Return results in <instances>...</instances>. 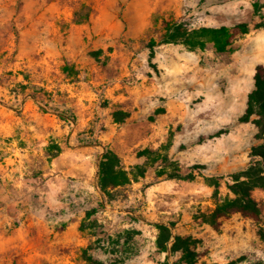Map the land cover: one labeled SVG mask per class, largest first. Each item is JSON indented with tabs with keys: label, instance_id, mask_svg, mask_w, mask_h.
<instances>
[{
	"label": "rangeland",
	"instance_id": "rangeland-1",
	"mask_svg": "<svg viewBox=\"0 0 264 264\" xmlns=\"http://www.w3.org/2000/svg\"><path fill=\"white\" fill-rule=\"evenodd\" d=\"M258 68L264 0H0V264H264Z\"/></svg>",
	"mask_w": 264,
	"mask_h": 264
},
{
	"label": "trees",
	"instance_id": "trees-1",
	"mask_svg": "<svg viewBox=\"0 0 264 264\" xmlns=\"http://www.w3.org/2000/svg\"><path fill=\"white\" fill-rule=\"evenodd\" d=\"M180 29L181 27L178 26L175 30H176V34L171 33L169 30L166 31V33L163 35L162 39L160 40V43H169V42H174L177 40V36H182V35H177L180 33ZM205 31H211L216 35V38L213 37L212 40L213 42L216 44L217 49L220 50H225V44L226 41H223V38H219L217 37L218 34L222 35L223 37H228L229 36V30L226 27H220L217 29H208L205 27H201L200 28V33L203 35L205 33ZM192 41H186L187 44H190L192 46H196L195 44L191 43ZM255 80H256V89L253 90L252 95L255 97V100L257 102V105L259 107L258 110V115L260 117V120L258 121L257 126L259 128L260 131V138L263 139V142L257 147L258 151L255 153L256 155L260 156L261 160L264 162V69L258 68L255 74ZM105 160H109L111 157H108L107 155L104 156ZM254 162H252L248 168L249 174H252L253 172L251 171V169L253 170L254 166L253 165ZM104 172L105 171H111L110 173L113 172L114 168L112 167V165L108 162V163H104V167L102 166ZM235 180L237 181L236 187L239 186L240 183L242 184H246L248 182H244V181H239V177L235 178ZM241 185V184H240ZM259 185V182L255 181L251 184V186H256ZM236 190V189H234ZM239 192V189L237 190ZM234 206H236L237 208L235 209V211L237 212H243V211H252L254 213H257V207H256V202L254 201V199L251 198L250 194L248 193V190H246L244 192V194L239 195L236 199H232L231 201H228L226 203V207L227 208H234ZM227 212L229 210H226ZM160 231H164L166 233V237L164 238L165 242L166 240H168L170 238L171 232L170 229L164 225V224H160L158 225ZM264 236V234H263ZM264 238V237H263ZM176 241L178 239V237L175 238Z\"/></svg>",
	"mask_w": 264,
	"mask_h": 264
},
{
	"label": "crops",
	"instance_id": "crops-1",
	"mask_svg": "<svg viewBox=\"0 0 264 264\" xmlns=\"http://www.w3.org/2000/svg\"><path fill=\"white\" fill-rule=\"evenodd\" d=\"M111 94V93H110ZM92 148V147H91ZM94 149H92V151H89L88 149H85V151L83 152L84 155H88V156H92V152ZM33 221V220H32ZM166 226H170V223L164 222L162 223ZM171 227V226H170ZM174 227V226H173ZM202 227H206L207 230L211 231L212 229H210L208 224H203ZM177 228V227H176ZM175 229V228H174ZM209 237L214 238L215 242H211L212 243V248H216L218 249V247L221 246L220 250H223L225 252H229V250H231L232 247V237H230L227 232H222L221 234L218 235V232L216 231H211V233L208 234ZM230 248V249H229Z\"/></svg>",
	"mask_w": 264,
	"mask_h": 264
}]
</instances>
